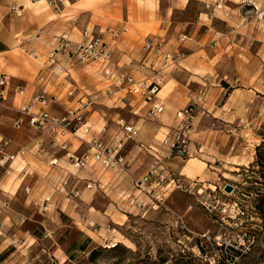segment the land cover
<instances>
[{
	"label": "crops",
	"instance_id": "obj_1",
	"mask_svg": "<svg viewBox=\"0 0 264 264\" xmlns=\"http://www.w3.org/2000/svg\"><path fill=\"white\" fill-rule=\"evenodd\" d=\"M215 1L56 0L52 4L50 0H0V75H5L12 84H8L6 100L0 105L17 112L32 103L37 91L45 86L49 96L58 95L47 108L54 115L56 109L65 111L78 100L94 99L91 101L95 107H89L86 113L87 125L90 121L92 130L87 135L81 134L86 140L92 134L107 142L115 134L123 135L122 128L126 125L138 130L117 156L126 162L124 167L103 169L95 164L77 168L65 152L56 150L50 152L52 155L43 154L36 146L31 154H16V150L8 153L10 156H0V199L3 202L0 203V222L4 226H22L24 234L33 241L38 238L34 229L25 227L27 224L37 228L43 238L51 234L52 245H55L51 256L57 262L66 263L85 254L98 241H121L114 238L110 226H123L130 215L141 213H134L126 204V198L134 193L135 180L150 172L146 185L152 188L154 182L168 173L186 176L185 169L193 170L186 168L185 160L179 156H168L167 148L162 145L177 128L178 120L174 115L180 108L175 107L174 102L157 100L156 103L160 101L163 106V113L151 114V102L133 100L124 85L102 74L97 63L69 71L77 92L75 97L67 98L68 95L60 92L62 86L56 87L59 80L50 77L52 66L46 68L49 41L65 35L75 44L82 41L85 31L119 29L121 36L113 61L140 80L151 75L150 70L142 67L146 38L157 37L162 41L163 50L174 52L185 46L201 28L212 30L216 20L229 16L231 10L245 0H227L223 9L212 13L206 4L213 7ZM11 5L20 10L19 16L9 11ZM105 40L109 41V36H105ZM162 69L165 80L170 64ZM40 78L44 81L40 82ZM165 94L185 96V91L172 86ZM102 128H105L103 133ZM46 137L39 132L26 142L32 146ZM68 144L69 153L78 156L89 147L79 138ZM52 159L56 160L55 164L51 163ZM90 181L94 186L88 189L86 184ZM19 218L22 220L18 224ZM2 236L0 242L4 240ZM62 238L63 243L56 242Z\"/></svg>",
	"mask_w": 264,
	"mask_h": 264
},
{
	"label": "rangeland",
	"instance_id": "obj_2",
	"mask_svg": "<svg viewBox=\"0 0 264 264\" xmlns=\"http://www.w3.org/2000/svg\"><path fill=\"white\" fill-rule=\"evenodd\" d=\"M226 2L221 1L218 10ZM212 25V30L201 28L194 38L185 39V46L169 51L174 59L168 63L171 69L160 90L170 82L155 99L169 100L180 111H187L189 119L180 126L179 111L174 115L178 121L173 133L178 131L188 150V155L177 156L197 177L168 173L157 195L159 201L147 200L145 209L130 215L125 225L110 226L120 242L98 241L66 263L51 256L55 247L51 234L43 238L37 228L27 224L38 238L33 241L22 226L0 222V238L4 235L0 264H264V190L250 168L264 125V0H245ZM59 64L58 68L52 65L50 77L59 80L56 87L62 86L60 92L68 95L74 90L67 98L75 97L73 79L63 72L64 62ZM172 86L184 90L185 96H167ZM128 95L144 102L139 95ZM52 96L58 99V95ZM89 98L87 101L94 100ZM19 110L0 105V156L16 150V154H31L35 147L26 141L39 132L27 125ZM55 112L65 114L61 108ZM19 117L23 124L14 129L13 122ZM88 136V140L93 137ZM226 185L233 188L230 193L224 191ZM62 241L64 238L56 242ZM112 244L121 247L112 250ZM92 249L96 253L89 260Z\"/></svg>",
	"mask_w": 264,
	"mask_h": 264
},
{
	"label": "built area",
	"instance_id": "obj_3",
	"mask_svg": "<svg viewBox=\"0 0 264 264\" xmlns=\"http://www.w3.org/2000/svg\"><path fill=\"white\" fill-rule=\"evenodd\" d=\"M55 4L56 0H50ZM220 2L223 0H219ZM211 7L206 6L210 12L214 13L221 8V3ZM9 11L15 15H20V10L11 5ZM105 36H109L110 40L106 41ZM121 31L119 29L108 27L104 31L98 30L97 32L85 31L83 32V39L79 43L71 42L67 36L59 35L53 37L49 41L50 52L48 54V66L50 68L53 64L58 68L59 62L63 61L65 68L63 72L65 75L69 74L71 69L80 67L89 63L100 64L102 74L104 76L116 79L118 84L124 85L127 94L134 98L139 95L146 103H152L151 114H158L162 112L163 106L156 103L155 99L161 88V83L164 79L163 66H167L174 57L171 52L163 50L162 41L157 38H146L143 43L142 53L145 54L142 67L150 70L151 75L136 80L133 73L124 70L118 63L113 61V54L117 50L118 40L120 39ZM149 55L153 59L150 61ZM52 70V69H51ZM52 72V71H51ZM51 72H49L51 74ZM43 82V78L39 79ZM8 89V80L5 75H0V101L6 97ZM74 90L68 91V96H72ZM55 96H48L45 89H41L35 94L33 102L24 105L20 108L19 112L27 118V125L37 132H41L46 137V140L38 141L35 146L37 150L43 154L52 155L50 152L63 151L71 161L72 165L77 168H85L98 164L103 169L112 168L116 165L122 167L126 162L118 158L119 151L128 140H132L138 133V130L132 126H123L122 133L115 134L110 137L109 141L104 142L100 138L91 137L86 140L79 137L77 133L83 130L87 135L90 127L87 126L88 108L91 107L92 101H78L76 104L70 106L65 110L63 116H58L48 111V106L55 102ZM40 109H37V107ZM187 111H179L177 116L180 117L179 126L184 123L189 117L186 118ZM23 124V118L19 117L13 122L14 129H20ZM179 128V127H178ZM105 132V128L101 129V133ZM174 134V133H173ZM172 136H167L162 145L167 148V155H188V150L183 139L180 138L178 131ZM66 136L79 138L89 147L81 154L69 153V139H64ZM0 138V143H1ZM52 164L56 163L52 159ZM152 173H148L133 182L134 193L126 198V204L130 210L141 211L147 205V200L159 201L157 197L158 192L162 189L163 178L160 177L158 181L154 182L152 188L147 187L149 177ZM94 184L90 181L86 184V188H93ZM137 193V194H135ZM139 196H143L139 198ZM50 234L48 233L47 236Z\"/></svg>",
	"mask_w": 264,
	"mask_h": 264
},
{
	"label": "trees",
	"instance_id": "obj_4",
	"mask_svg": "<svg viewBox=\"0 0 264 264\" xmlns=\"http://www.w3.org/2000/svg\"><path fill=\"white\" fill-rule=\"evenodd\" d=\"M226 88L228 87L227 85H224ZM259 136L261 137V143L256 147V152H255V159L254 162L252 164H250V168H252L253 170L252 173L256 174L258 176V178L262 181L261 184L263 186V190H264V125L262 126V129L260 130ZM254 168H258L257 170H255ZM264 195V193H263ZM121 246L120 244H116L114 246H112L110 249L112 250H117L119 249ZM95 249H92L89 252V260H92L94 255H95Z\"/></svg>",
	"mask_w": 264,
	"mask_h": 264
},
{
	"label": "bare ground",
	"instance_id": "obj_5",
	"mask_svg": "<svg viewBox=\"0 0 264 264\" xmlns=\"http://www.w3.org/2000/svg\"><path fill=\"white\" fill-rule=\"evenodd\" d=\"M184 174L186 176H189V177H193V176H197L198 175L197 172L189 170V169H185L184 170ZM114 245H116V244H112L111 246H114Z\"/></svg>",
	"mask_w": 264,
	"mask_h": 264
},
{
	"label": "water",
	"instance_id": "obj_6",
	"mask_svg": "<svg viewBox=\"0 0 264 264\" xmlns=\"http://www.w3.org/2000/svg\"><path fill=\"white\" fill-rule=\"evenodd\" d=\"M232 190H233V188H232L230 185H226V186H224V191H225L226 193H230Z\"/></svg>",
	"mask_w": 264,
	"mask_h": 264
}]
</instances>
